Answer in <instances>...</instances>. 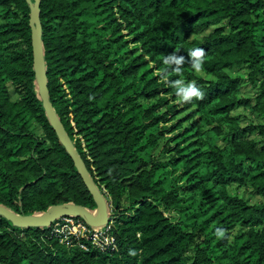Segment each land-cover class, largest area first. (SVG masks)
<instances>
[{
    "label": "trees",
    "instance_id": "trees-1",
    "mask_svg": "<svg viewBox=\"0 0 264 264\" xmlns=\"http://www.w3.org/2000/svg\"><path fill=\"white\" fill-rule=\"evenodd\" d=\"M39 9L50 100L115 206L117 249L68 247L49 227L0 216V264H264V203L229 192L249 184L264 198V140L256 139H264V0H39ZM29 18L26 0H0V205L19 214L61 203L94 210L43 110ZM197 46L200 72L188 58ZM176 49L183 71L169 78L204 90L181 108L158 74L163 54ZM242 63L258 81L254 98L240 97V80L227 72ZM239 106L258 123L240 126ZM180 110H189L185 126L173 121ZM213 123L225 147L201 131Z\"/></svg>",
    "mask_w": 264,
    "mask_h": 264
},
{
    "label": "water",
    "instance_id": "water-1",
    "mask_svg": "<svg viewBox=\"0 0 264 264\" xmlns=\"http://www.w3.org/2000/svg\"><path fill=\"white\" fill-rule=\"evenodd\" d=\"M30 8L29 26L31 28V47L33 55V71L37 91L41 99L46 117L57 134L60 143L67 153L81 176L84 184L89 190L96 208L90 210L75 203H61L50 206L47 210L37 214H19L6 206L0 205V216L10 220L14 226L26 227H49L55 220L66 216H78L83 218L89 225L100 226L108 223L110 216L108 202L101 192L92 176L88 172L83 160L76 151L65 127L57 116L49 96L46 64L42 44V28L40 22L39 0H26Z\"/></svg>",
    "mask_w": 264,
    "mask_h": 264
},
{
    "label": "rangeland",
    "instance_id": "rangeland-1",
    "mask_svg": "<svg viewBox=\"0 0 264 264\" xmlns=\"http://www.w3.org/2000/svg\"><path fill=\"white\" fill-rule=\"evenodd\" d=\"M128 37H126L127 39ZM130 48H132L131 53L137 54L139 51H137V49L135 48L136 45L130 43L129 45ZM250 71L251 68L248 66L247 63H242L240 65H234L231 68L227 69V72L229 73V75L231 77H237L240 80V88H239V96L240 97H248V98H254L255 94L257 92L258 89V81H253L252 79H250ZM157 74V73H156ZM176 102H179L178 108H181V102L179 100V98L176 99ZM141 104L142 105H146V100H141ZM187 112H189V110H180V111H176L173 114V121L176 120L177 123L182 122L183 126H185L188 121H185V115L187 114ZM233 116H235L239 123L240 126H246L250 123H258L259 118L256 116V114H254L253 112H251L249 109H247L246 107H237L235 110L232 111ZM216 125V123H213L212 125H207L205 127H203L201 129L202 132H207V134L209 133V137L211 138V140L219 147H225L227 145L228 139L226 134L221 133V134H217L215 131H210L212 129V127H214ZM222 126V130H225V127L221 124ZM181 129H176L174 131H170L167 132L166 136H172L177 134V132H181ZM177 135H175L174 137H176ZM251 136L256 137L254 134H251ZM257 140L263 141L264 139L256 137ZM162 144L159 145L158 149L156 150V153H159V148H161ZM161 156L162 159H165L164 155L161 154L159 155ZM170 170L173 169V167L169 168ZM168 169V170H169ZM165 177H167L169 180H172V175L166 174ZM229 192L233 195H236L238 197H241L242 199L246 200L248 203H264V198L256 195L255 192L252 190V188L250 187L249 184H245V185H239V184H232L229 187ZM112 207L109 210L110 214L113 215L114 213V208L115 206H113V204L109 202ZM121 207H124L127 205V201L126 200H122L121 202ZM48 235H50L49 231H48ZM51 236V235H50ZM52 237V236H51ZM55 239V238H54ZM203 239V237L198 236L197 238V242L201 241ZM194 254L193 250H190L188 252V256L191 258V256ZM191 261V259H190Z\"/></svg>",
    "mask_w": 264,
    "mask_h": 264
},
{
    "label": "built area",
    "instance_id": "built-area-1",
    "mask_svg": "<svg viewBox=\"0 0 264 264\" xmlns=\"http://www.w3.org/2000/svg\"><path fill=\"white\" fill-rule=\"evenodd\" d=\"M111 207L112 205L108 203V211ZM109 216L108 223L100 226L89 225L78 216L61 217L49 226V233L59 243L68 247L76 244L85 250L94 247L102 252L115 251L117 244L112 231L113 219L110 211Z\"/></svg>",
    "mask_w": 264,
    "mask_h": 264
},
{
    "label": "clouds",
    "instance_id": "clouds-1",
    "mask_svg": "<svg viewBox=\"0 0 264 264\" xmlns=\"http://www.w3.org/2000/svg\"><path fill=\"white\" fill-rule=\"evenodd\" d=\"M177 50L163 54L161 58L162 66L158 69L160 78L174 88L176 96L181 101H192L193 98L203 97L204 90L195 79H186L180 75H177L174 79L169 78L168 73L170 71H174L177 74L183 71L182 66L185 62V57L183 54H178ZM204 52L205 49L200 46L188 50L190 64L196 72H200L203 69Z\"/></svg>",
    "mask_w": 264,
    "mask_h": 264
}]
</instances>
